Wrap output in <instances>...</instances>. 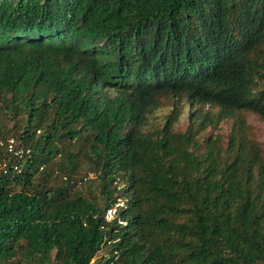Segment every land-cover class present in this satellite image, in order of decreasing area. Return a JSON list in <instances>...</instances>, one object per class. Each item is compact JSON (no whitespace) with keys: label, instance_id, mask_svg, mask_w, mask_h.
<instances>
[{"label":"trees","instance_id":"16d2710c","mask_svg":"<svg viewBox=\"0 0 264 264\" xmlns=\"http://www.w3.org/2000/svg\"><path fill=\"white\" fill-rule=\"evenodd\" d=\"M240 112L264 121V0H0V138L30 150L0 148V264H264V150ZM82 136L88 195L54 146Z\"/></svg>","mask_w":264,"mask_h":264},{"label":"rangeland","instance_id":"374dc122","mask_svg":"<svg viewBox=\"0 0 264 264\" xmlns=\"http://www.w3.org/2000/svg\"><path fill=\"white\" fill-rule=\"evenodd\" d=\"M109 88L107 89V91ZM8 97V96H7ZM208 107H206L207 109ZM173 110L172 107V102H170L169 99L161 100L160 107L154 111L148 118V121L152 125H159L160 127L163 125L165 122L166 117L171 113ZM189 108L187 105H183V112L180 115L178 123L175 125V130L179 132H184L188 126V117H189ZM211 114L217 115L218 110L217 109H211L210 108ZM237 118L242 119L245 121V127H248L247 131L250 134V138L260 144L262 149L264 150V121H261L258 117L254 116L251 113L247 112H240L239 114L236 115ZM24 120V116L22 115ZM236 119V118H235ZM235 119H227L221 122L217 129L208 128L204 132H201L198 135V138L200 142H202L205 138L209 136H216L220 135L222 136L223 141L226 142L227 135L231 131L232 123L235 121ZM16 121L13 119H5L3 116L0 115V125L4 129V131L9 130L15 125ZM15 130V129H13ZM16 131V130H15ZM41 136V135H39ZM38 137V136H37ZM54 146L58 148H68V151L74 154H78L79 158V164L78 168L76 169V174L73 175L74 180H79L78 178H82L84 176H87L88 173L91 171L89 170V163L84 159L85 153L88 149L89 146V141L86 140L85 136L79 137L75 142H72L68 146V142L65 141L63 143H54ZM64 156L61 154L59 157H55L52 161V164L55 166H58L63 162ZM85 184L83 186H77L75 187V191L79 192L81 191L83 195H88V192L90 189L94 188V192H98L96 189V184L97 180L93 178H89L87 181H83ZM80 185V184H79ZM103 255V252L101 251L98 254V257L100 258Z\"/></svg>","mask_w":264,"mask_h":264},{"label":"built area","instance_id":"2783aa9c","mask_svg":"<svg viewBox=\"0 0 264 264\" xmlns=\"http://www.w3.org/2000/svg\"><path fill=\"white\" fill-rule=\"evenodd\" d=\"M0 148L4 150L6 154H9L13 159L20 160L23 158V156H27L30 153V150L23 147H18V144L16 143L14 138H7L5 140L0 138ZM7 160H3L0 162V172L4 171L7 165ZM16 169V167H14ZM93 174H89V178H93ZM88 179L85 178L83 181H86ZM117 206H122V204H117L113 208L109 209L106 212L105 219L106 221H111L113 219V216L116 212Z\"/></svg>","mask_w":264,"mask_h":264},{"label":"clouds","instance_id":"9594fccd","mask_svg":"<svg viewBox=\"0 0 264 264\" xmlns=\"http://www.w3.org/2000/svg\"><path fill=\"white\" fill-rule=\"evenodd\" d=\"M9 138H10V137H9ZM11 138H12V137H11ZM89 174H93V173H88L87 176H84V177H83V180H84L85 178H87V177L89 176ZM93 176H94V174H93ZM94 177H95V176H94ZM94 177H93V178H94ZM93 178H92V179H93ZM86 181H87V180H86Z\"/></svg>","mask_w":264,"mask_h":264}]
</instances>
